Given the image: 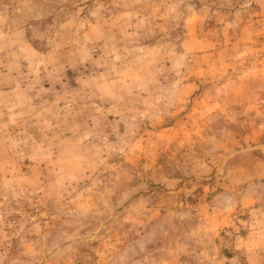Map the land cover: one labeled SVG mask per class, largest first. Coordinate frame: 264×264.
Instances as JSON below:
<instances>
[{
	"label": "rangeland",
	"instance_id": "rangeland-1",
	"mask_svg": "<svg viewBox=\"0 0 264 264\" xmlns=\"http://www.w3.org/2000/svg\"><path fill=\"white\" fill-rule=\"evenodd\" d=\"M0 48V264H264V0H0Z\"/></svg>",
	"mask_w": 264,
	"mask_h": 264
},
{
	"label": "clouds",
	"instance_id": "clouds-1",
	"mask_svg": "<svg viewBox=\"0 0 264 264\" xmlns=\"http://www.w3.org/2000/svg\"><path fill=\"white\" fill-rule=\"evenodd\" d=\"M132 41L129 40V43ZM0 50H3L0 48ZM113 56H115L114 51L106 50L104 55L101 57L98 61H92L91 57H87V60L91 62L96 70L97 74H94L92 76H89L87 78H82L79 83L81 85L79 92L77 93V96L80 100L83 101H94V100H101L105 101L110 98L109 93L103 91V85L102 81L105 79V77L110 75V69L113 64V60L111 59ZM80 63H83L81 61ZM99 69H106V71L100 72ZM58 82V81H56ZM32 86L29 87V91H31ZM41 93L43 92V89L40 90ZM38 98V97H37ZM75 103V100L73 101ZM85 107H91L95 108V103H85ZM51 115V114H50ZM58 113L55 116H52V119L58 118ZM66 123V120H65ZM46 126H41L39 128V131L43 137V143L47 145L45 147L44 151L47 153V156L44 158H39L36 155H33V159H36L38 163H44L46 161H50L51 157L57 150H61L64 145V141L61 140V137L64 135V131H75V127H68L65 128L63 131H60L59 133L56 132V129L60 128V124H53L52 120H48L45 122ZM47 133H52L51 138L47 135ZM28 140H31V137L28 138ZM28 140L21 141L22 144H24L25 148L31 147L29 145ZM33 144L35 141L32 142Z\"/></svg>",
	"mask_w": 264,
	"mask_h": 264
}]
</instances>
